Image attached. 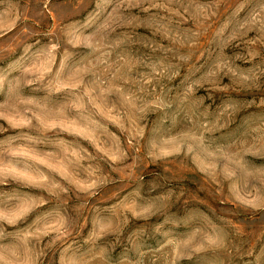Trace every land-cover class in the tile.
Returning a JSON list of instances; mask_svg holds the SVG:
<instances>
[{
	"label": "rangeland",
	"instance_id": "1",
	"mask_svg": "<svg viewBox=\"0 0 264 264\" xmlns=\"http://www.w3.org/2000/svg\"><path fill=\"white\" fill-rule=\"evenodd\" d=\"M0 264H264V0H0Z\"/></svg>",
	"mask_w": 264,
	"mask_h": 264
}]
</instances>
